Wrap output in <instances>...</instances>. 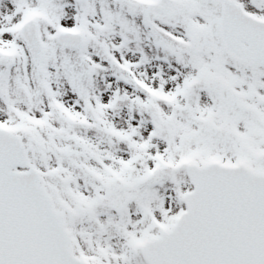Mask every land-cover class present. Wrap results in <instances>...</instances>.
I'll return each mask as SVG.
<instances>
[{"label": "snow or ice", "instance_id": "1", "mask_svg": "<svg viewBox=\"0 0 264 264\" xmlns=\"http://www.w3.org/2000/svg\"><path fill=\"white\" fill-rule=\"evenodd\" d=\"M0 264H264V0H0Z\"/></svg>", "mask_w": 264, "mask_h": 264}]
</instances>
